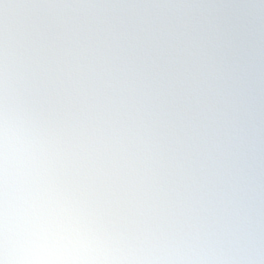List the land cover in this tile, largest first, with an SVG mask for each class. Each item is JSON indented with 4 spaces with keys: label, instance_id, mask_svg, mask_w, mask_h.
<instances>
[{
    "label": "clouds",
    "instance_id": "1",
    "mask_svg": "<svg viewBox=\"0 0 264 264\" xmlns=\"http://www.w3.org/2000/svg\"><path fill=\"white\" fill-rule=\"evenodd\" d=\"M0 264H264V0H0Z\"/></svg>",
    "mask_w": 264,
    "mask_h": 264
}]
</instances>
